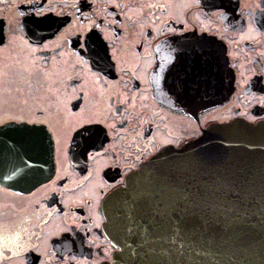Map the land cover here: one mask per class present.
I'll return each mask as SVG.
<instances>
[{"label": "flooded vegetation", "instance_id": "flooded-vegetation-1", "mask_svg": "<svg viewBox=\"0 0 264 264\" xmlns=\"http://www.w3.org/2000/svg\"><path fill=\"white\" fill-rule=\"evenodd\" d=\"M235 120L264 122V0H0V127H44L54 151L48 180L0 184V264L129 256L108 197Z\"/></svg>", "mask_w": 264, "mask_h": 264}, {"label": "water", "instance_id": "water-1", "mask_svg": "<svg viewBox=\"0 0 264 264\" xmlns=\"http://www.w3.org/2000/svg\"><path fill=\"white\" fill-rule=\"evenodd\" d=\"M226 62L223 50L215 66L229 85ZM53 152L44 127H0V184L25 186L16 181L28 169L32 186L48 180ZM104 208L123 217L130 236V255L113 264H264V122L216 123L180 148L162 150Z\"/></svg>", "mask_w": 264, "mask_h": 264}]
</instances>
